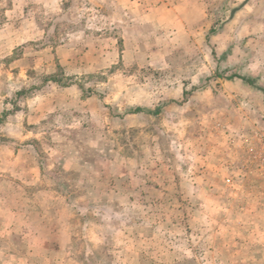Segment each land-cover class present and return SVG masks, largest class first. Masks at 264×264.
<instances>
[{
	"label": "rangeland",
	"instance_id": "374dc122",
	"mask_svg": "<svg viewBox=\"0 0 264 264\" xmlns=\"http://www.w3.org/2000/svg\"><path fill=\"white\" fill-rule=\"evenodd\" d=\"M0 264H264V0H0Z\"/></svg>",
	"mask_w": 264,
	"mask_h": 264
},
{
	"label": "trees",
	"instance_id": "16d2710c",
	"mask_svg": "<svg viewBox=\"0 0 264 264\" xmlns=\"http://www.w3.org/2000/svg\"><path fill=\"white\" fill-rule=\"evenodd\" d=\"M240 79H242L245 83L249 84V85H253L254 81L248 78H243V77H239Z\"/></svg>",
	"mask_w": 264,
	"mask_h": 264
}]
</instances>
